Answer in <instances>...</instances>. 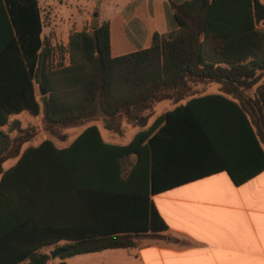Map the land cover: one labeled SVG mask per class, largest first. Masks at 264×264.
Segmentation results:
<instances>
[{
  "label": "trees",
  "instance_id": "obj_1",
  "mask_svg": "<svg viewBox=\"0 0 264 264\" xmlns=\"http://www.w3.org/2000/svg\"><path fill=\"white\" fill-rule=\"evenodd\" d=\"M170 4L174 28L113 57L109 22L54 45L38 0H0V264H50L57 249L54 264H67L164 239L151 195L220 171L240 185L264 170V0ZM211 83L221 93L198 94ZM163 100L174 107L150 122L144 111ZM24 111L42 112L53 134L101 114L110 133H124L122 118L139 130L120 145L92 124L66 147L23 148L32 127L10 117ZM8 125L27 135L11 138Z\"/></svg>",
  "mask_w": 264,
  "mask_h": 264
},
{
  "label": "crops",
  "instance_id": "obj_2",
  "mask_svg": "<svg viewBox=\"0 0 264 264\" xmlns=\"http://www.w3.org/2000/svg\"><path fill=\"white\" fill-rule=\"evenodd\" d=\"M99 1L95 17L96 0H57L55 9L51 0H38L42 37L67 46L72 32L92 30L95 20L107 21L111 54L122 56L150 47L155 33L174 28L170 3L182 0H115L112 9L108 0ZM211 84L203 85L208 89L199 95L221 93L220 84L216 90L210 89ZM102 138L123 145L111 137ZM151 199L168 226L164 239L141 236L136 247L78 254L66 258V263L264 264V170L240 185L227 171H220L151 195ZM59 260L57 256L50 264Z\"/></svg>",
  "mask_w": 264,
  "mask_h": 264
},
{
  "label": "rangeland",
  "instance_id": "obj_3",
  "mask_svg": "<svg viewBox=\"0 0 264 264\" xmlns=\"http://www.w3.org/2000/svg\"><path fill=\"white\" fill-rule=\"evenodd\" d=\"M51 1L53 3V8L55 9L58 6L57 0H51ZM108 1L110 3V9H112L114 7L115 0H108ZM98 2L99 0H96L95 4H97ZM103 3H108V2L107 0H103ZM99 10L100 8L96 7L93 10V12L96 13V12H99ZM96 23L97 22L95 20V25ZM218 86H219L218 83H212L210 86L211 87L210 89L216 90ZM34 88H35V95L37 99L40 100L42 96V93L40 91V85L35 83ZM196 88H197L198 94H200L203 89H208L207 86L205 87L203 85H198ZM172 107H174V104L171 100H163V101L157 102L151 110L144 111V114H150L151 116L150 122H152L156 117H158L161 114H164L169 108H172ZM15 120L20 121L21 129H27V128L32 127L29 133L32 134L33 138L31 142L26 143L23 146V148H25L28 144L36 145L45 139L52 140L57 146H64L68 144L69 142H72L74 138L78 134H80L85 127L92 125V124L96 125L99 128L100 133L104 138L111 137L116 142H119L121 144L129 143L132 140V138L135 136L136 132L139 130L138 127H135L133 124L129 123L126 119L122 118L120 121L122 123L124 133L123 134L110 133L105 128V120L102 114L97 119L84 122L80 125L60 127L57 129L56 134H53L46 129V121L44 118V114L42 112H40V114L38 115H32L31 113L24 111V112H21L20 114L12 115L10 117V122H13ZM9 126L10 125L5 126L4 129L9 132V135L11 138H15L19 135H24V136L27 135V133L24 134L18 130L11 131ZM15 161H16V158L9 159L8 161L5 162V167H9L13 165ZM55 247L56 246H49L45 248V251L48 253H51L55 249ZM56 258L57 257L55 258L52 257L51 261H53V259H56Z\"/></svg>",
  "mask_w": 264,
  "mask_h": 264
},
{
  "label": "water",
  "instance_id": "obj_4",
  "mask_svg": "<svg viewBox=\"0 0 264 264\" xmlns=\"http://www.w3.org/2000/svg\"><path fill=\"white\" fill-rule=\"evenodd\" d=\"M96 6H97V7L100 6V1L96 4ZM94 16L97 17V16H98V13L96 12V13L94 14ZM41 90H42V94H45V90H44L42 87H41ZM63 251H64L63 249H57V250H55V251L52 252L51 256H52L53 258H55V257H57L58 255H60Z\"/></svg>",
  "mask_w": 264,
  "mask_h": 264
}]
</instances>
